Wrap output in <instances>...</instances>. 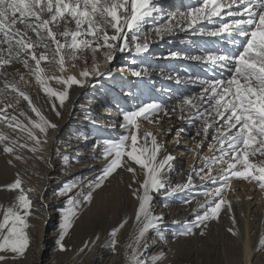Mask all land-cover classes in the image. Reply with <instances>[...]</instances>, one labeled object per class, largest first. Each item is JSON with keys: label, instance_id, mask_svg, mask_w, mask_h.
<instances>
[{"label": "snow or ice", "instance_id": "snow-or-ice-1", "mask_svg": "<svg viewBox=\"0 0 264 264\" xmlns=\"http://www.w3.org/2000/svg\"><path fill=\"white\" fill-rule=\"evenodd\" d=\"M161 11L162 8L153 0H0V96L15 94L18 100L22 98L27 101L32 112L39 117V121L28 118L31 127L23 125L16 116L9 118L7 109L14 106L6 103L5 99H0V104L3 105L0 115L7 120V127L26 132L27 139L32 141L31 146L21 144L18 139H11L0 131V145L6 154L14 155L17 145L33 153H42L49 128L57 127L32 105L30 96L19 87L21 82L28 83L24 74L19 70L8 71L15 64L26 69L45 93L58 99L59 107L62 108L68 99L69 89L73 85L83 86L85 81L78 79L76 75L65 77L55 75V72L64 73L67 70L66 58L73 62L82 60L87 63V57L83 55L85 50L92 53L96 66L92 73L85 69L79 76L87 78L93 74L101 75L96 64L98 52L103 53L105 63H110L117 51L122 52L132 47L138 54L145 53L149 48V32L162 39L177 26H186L195 32L197 28L194 26L198 21H213L215 18H219L217 26L210 31L201 27L199 32L213 37L224 35L226 43L235 49H204V54L192 57L213 68L226 69V78H189L190 83L200 85L199 93L179 97L172 108L153 101L139 105L133 111H122L124 123L121 127L128 129L129 134L103 141L102 159L105 163L90 185L92 190L83 196V201L90 203L93 191L100 188L118 168H126L132 174V183L128 187L132 189L131 194L137 201L134 215L136 230L130 242L125 245L126 264H157L164 258V253L160 252L152 256L150 261L141 259L145 235L156 227V222L160 219L152 211L153 194L163 192L165 196H169L192 187L193 172L200 181L210 182L214 187L203 193L207 198L199 205L204 209L203 213H198L195 221L187 224L181 235L194 234V229L202 225L206 227L207 221L218 218L222 206L231 211V202L225 199V192L231 190L232 179L257 181L259 188L264 191V0H198V6L170 16L145 32L146 19ZM170 55L176 57L180 53ZM42 62L51 67H42ZM71 67H75V63ZM128 71L133 76L140 77L146 75L148 69L132 68ZM111 73L112 69H108L107 74ZM17 75L19 80L15 78ZM50 79L62 84L63 90L57 91L46 86ZM175 79L182 82L179 77ZM52 111L58 117L61 115L55 103L52 104ZM161 113L168 117L175 115L180 120L198 119L200 125L196 135L203 139L197 143L196 148L203 147L210 129L213 130L212 142L208 144L212 155L201 157L197 153V159H202L204 166L199 171L193 167L186 183L171 186L165 173L172 168L170 161L175 158L171 154L159 158L163 144L158 141L157 135L147 130L140 133L138 118L148 120L149 123H159ZM21 115L24 113L21 112ZM168 132L171 133L172 128ZM181 132L182 128L177 129V136ZM140 141L142 143L138 146ZM15 158L21 159L20 156ZM38 158L44 159V156ZM8 163L11 164L12 160ZM135 166L142 170L143 180L137 179ZM133 184L137 187L133 188ZM3 187L17 191L18 194L9 206H0V252H11L13 258L23 257L32 239L28 231L33 227L29 223L33 206L28 195L31 189L26 191L22 187L19 174L14 182ZM72 187L66 186L62 192H69ZM79 203L69 197V207L63 211L57 240L60 251L67 250L63 241L73 227ZM127 222L128 218H125L109 233L108 246L114 252L119 244L117 233ZM233 223L235 224L234 217ZM228 231L233 235L237 234L232 228ZM95 242L91 241L92 244ZM259 246L264 248V235L259 239ZM5 258L0 255V261Z\"/></svg>", "mask_w": 264, "mask_h": 264}, {"label": "bare ground", "instance_id": "bare-ground-1", "mask_svg": "<svg viewBox=\"0 0 264 264\" xmlns=\"http://www.w3.org/2000/svg\"><path fill=\"white\" fill-rule=\"evenodd\" d=\"M153 2L158 3L162 11L159 14L154 13L153 17L146 19L145 32H149L150 29L158 26L162 20H166L170 16L187 12L190 7L198 6V0H153ZM218 19L198 21V24L194 26L197 28L195 32L186 26L184 28L177 26L162 39L149 32L147 52L138 54L134 51V47L122 52L117 51L110 63H105L103 53L98 52L96 54V64L99 72L102 73L101 75L93 74L87 78L79 76V73L85 69L92 73L93 68L96 66L92 60V53L88 50L83 53L87 57V63L82 60L73 62L66 58L67 70L64 73L56 71L55 75H64L65 77L76 75L78 79L85 82L83 86L73 85L69 89L68 99L62 108L59 107L58 99L45 93L43 88L36 83L35 78L20 64L8 68L9 72L19 70L20 73L24 74L28 83L21 82L19 87L30 96L32 105L43 116L57 125L55 129L49 128L47 143L43 144L42 153H33L27 148L22 149L17 145L14 155L6 154L3 151V146L0 145V164L7 165L5 167L11 172L14 179L19 174L22 187L26 191L31 189V191H28V195L33 202L32 208L44 209L48 203L45 194L51 178L58 171L57 162L60 160L58 154L61 150L66 149L63 144L65 135L72 140V148L78 151V159L85 162L83 165L92 162L91 171L98 176L105 163L102 159L103 141L105 139H117L120 136L129 134L128 129L121 127V124L124 123L122 111H133L137 106L153 101L172 108L176 105L179 97L199 93L200 85L190 83L189 78L203 80L224 79L227 77L226 69L213 68L205 62L192 59V57L204 54V49L218 48L235 51L231 45L226 43V36L213 37L199 32L201 27L207 31L212 30L217 26L216 21ZM170 53H180V55L172 57ZM72 63H75V67H71ZM42 67L50 68L51 65L42 62ZM132 68H147L148 72L146 75L137 77L128 71ZM108 69H112L111 75L107 74ZM175 77H179L182 82H177ZM15 78L19 80V75ZM46 86L57 91L63 90V85L55 79L48 80ZM0 99H5L6 103L14 106L7 109L9 118L16 116L21 124L29 127L31 125L28 118L39 121V117L32 112L28 102L22 98L18 100L15 94H5L0 96ZM53 103L57 105L58 110L61 112L59 117L52 111ZM2 107L3 105L0 104V108ZM21 112L24 115H21ZM159 115V123H149L148 120L138 118L140 133L147 130L157 135L158 141L163 144V151L160 153L159 158H162L165 154H171L175 158L170 161L172 168L165 173L171 182V186L186 183L188 174L192 172L193 167L199 171L204 166L203 160L197 159V153L201 157L212 155L209 152L208 144L212 142L211 133L213 130L210 129V134L208 139L204 141L203 147L196 148L197 143L203 139L202 136L196 135L200 125L198 119L194 118L189 121L180 120L175 115L171 117L164 116L162 113ZM169 128H172L171 133L168 132ZM181 128L183 132L177 136V129ZM0 131L11 139H18L21 144L32 145V141L27 139L26 132L14 131L7 127V120L3 118V115H0ZM88 131H91V133H88ZM36 132L41 135L38 130ZM88 136L95 137L93 139L92 137L88 138ZM140 143L142 141L138 142V146ZM81 144L84 145L83 150L88 152L86 155L80 153ZM41 155L44 156V159L38 158ZM16 156H20L21 159H16ZM9 160H12L11 164L8 163ZM65 161L63 162L65 163ZM129 163L133 162L129 161ZM83 165L78 164L77 166L76 164L77 167L74 166V169H72L73 167L70 169L68 166L67 169H63V166L61 168L65 172L72 173V171H77ZM135 167L137 168V179L143 180L142 170L139 166ZM165 168L167 169V166ZM192 175L194 183L192 187L179 192V194L182 192L183 195H179L178 191L169 196H165L163 192L153 194L152 211L154 213L155 210H158L157 216L160 219L156 222V227L150 229L145 235L146 239L149 233H156L152 246L148 251L149 258L151 255L154 256L160 253L162 249L160 247L164 244L167 245L168 242L164 240L166 232L163 231L168 228L166 226L163 229L162 226L171 224L176 228L174 232L172 231L175 240H173L172 245L168 246L172 249L164 252L162 261L167 262V264L176 262L179 264L182 262L187 264H264V248L259 246V239L261 235H264V191L259 188L258 182L232 179L231 190L225 192V199L231 202V211L226 206H222L218 218L207 221L206 227L202 225L200 228H195L193 235H181L180 233L185 230V226L195 221L198 213H203L204 209L199 207L207 199L203 193L214 187L210 182L200 181L195 172ZM130 183H132V174L126 168H118L100 188L93 191V198L90 203L81 201L83 197H76L77 195H75L77 199L74 196L72 199L78 201L79 198L81 203L85 202V209L88 213H92L91 210L97 211L99 208L105 209V212L108 211L106 212L105 221L111 224L119 217H130L136 211L137 201L131 194L132 189L128 187ZM90 185L86 181L78 188L83 189L82 193L86 191V195L92 190ZM135 187L137 185L133 184V188ZM59 189L60 187L57 188L55 194H52L53 197H57ZM68 200L66 203L57 202L58 205L54 210L57 211V217L61 214L60 207L64 204L65 208L69 207ZM157 201L161 203L162 207L155 206ZM185 201H190V203H185ZM77 210L79 211L80 207L77 206ZM33 215H38V210ZM233 217L235 218V224L233 223ZM43 220L39 234V244H33L34 248H31L28 252L29 256L24 260H18L19 263L15 264H89L97 257L102 235L97 240L96 245L93 244V247L87 248L88 252L86 250L82 252L77 251L78 248L72 246L74 239L67 234L64 238L67 250L60 251L57 247L60 232L58 234L57 231L48 234L53 224L46 223L44 218ZM131 227L132 219L128 218V222L117 234L118 250L123 240L125 242V237L128 234L130 235ZM229 228H232L237 234L230 233ZM202 230L203 234H201ZM49 245L53 246V253L52 256L47 257ZM109 252L110 249L106 247L98 252L99 264L109 262ZM121 254L117 252L113 258L111 257L109 264H120ZM106 257L108 258L106 259ZM10 261L11 259L5 260L3 264H8Z\"/></svg>", "mask_w": 264, "mask_h": 264}, {"label": "rangeland", "instance_id": "rangeland-1", "mask_svg": "<svg viewBox=\"0 0 264 264\" xmlns=\"http://www.w3.org/2000/svg\"><path fill=\"white\" fill-rule=\"evenodd\" d=\"M124 74H126V73L124 72ZM79 125L80 124L78 123V126ZM89 132L91 133V131H88V133ZM91 137L94 139L95 136H88V138H91ZM71 141L72 140H70L67 135L64 136L63 144H64V147L66 149L62 148L63 150H61L60 153L58 154V157H60V160H58V162H57L58 171L51 178L47 192L45 194L46 202L48 200L46 207H44V209L38 208V207L31 209L32 215L29 217V223H30V225H33V227H30L28 229V231H29V233H31L32 239H31L30 247L26 251L25 256L13 258V254L11 252H0V255H3L6 257L3 261L0 262L1 264H3L5 262V260H8V259L9 260L11 259V261L8 264L19 263V261L21 259L24 260L26 257L29 256L28 252L30 251V249L34 248L35 243H37V245L39 244V234H40V229L43 225V221H44L43 218L46 220V223L53 224V227L50 228V230L48 231V234H51V233L56 232V231L58 234L60 232L59 225L62 221L63 211L66 209L65 204H64V206L60 207V213L61 214L58 215V217H57L56 216L57 211H54V210L56 209V206L58 205V203H66V201L69 199V197L72 198L73 196L75 197V195H77L76 197H80V198L83 197L85 195L86 191L82 193L83 189H80L78 187L83 183L85 184L86 181L89 182L90 184L93 181H95L97 175H95L91 171L92 167H93V165L91 164L92 162H90L87 165H83V164H85V162L83 160L78 159V151H76L74 148H72L73 146H71ZM92 141H94V140H92ZM83 146L84 145L81 144L80 153L86 155L88 152L83 150ZM64 159L67 160V164H66V162L65 163L63 162V161H65ZM60 161H62L63 163H61ZM76 164H77V166H78V164L83 165V167H80L79 169H77V171H72V173L71 172H65V170H63V169H67L66 168L67 166L70 167V169H71V167H73L72 169H74V166H75V168L77 167ZM5 166H7V165L6 164H0V206H3V207H7L11 203H13L15 201V197L18 194L17 191L7 190L6 188L3 187L5 185H8V184L15 181V179L11 175V172ZM64 172H65V174L62 175V173H64ZM93 175H94V177H92ZM62 176H64V177H62ZM67 184H68V186L69 185L73 186L71 188V191L66 192V193L62 192L61 190H63L67 186ZM58 187H60V189H59L60 191L58 192L59 194L57 195V197L56 196L53 197L52 194H55L57 192ZM95 190H97V189H95ZM179 192L180 191H178V194H179ZM81 195H83V196H81ZM179 195H183L182 192ZM81 201H83V200L81 199ZM78 202H80L79 198H78ZM156 205L158 207H162L161 203L158 201L155 203V206ZM78 207H80V210L79 211L77 210L78 214L74 218L73 227L68 232V234L74 239L72 246L74 248H78L77 251H80V249L83 248L84 250H86V252H88L87 248L88 247L91 248L94 245H96L97 244V239H96L97 236H99V238H100V236L102 235V242L99 244V247L102 249H100L98 247L97 255H96L98 257V259L96 257L89 264H99L100 258L98 256V252L103 250V248H105V247L107 249H110V252L108 255V257H110V258L111 257L113 258L114 255L117 254V252L122 253L121 254L122 259L120 260V264L121 263L126 264L125 245L130 242L129 240L132 239V237L130 238V236L136 230L134 220H133L135 212L133 214H131L130 217H128L129 219H132V227L130 230V235L128 234L129 236L127 235L125 237V242L123 240L120 249L118 250L119 246H117V249L114 252L112 250V248L110 246H108V242L110 240L109 239L110 238L109 233L111 232V230L113 228H117L121 224V222L125 220V218L119 217L118 218L119 220L117 219V220H115V222L108 224L105 221V217L107 216L106 212H108V211L105 212V209L99 208L97 211L91 210L92 213H88L87 210L85 209L86 208L85 202H82V203L80 202L78 204ZM83 207H84L85 211H84ZM35 210H36V212H35ZM37 210H38V215H33V213H37ZM39 210H40V213H39ZM157 212H158V210H155L154 215L157 216ZM163 216H165V215H163ZM56 219H57V222H56ZM166 226L168 228L167 230L164 229V228H166ZM162 228L164 229L163 232H166V234H164L165 235L164 240L168 242L167 245L164 244L162 247H160V249L162 248L160 252L164 253V252H166V250L170 251L172 249L171 247H168V246L172 245L173 240H175L174 239L175 235L173 232L176 228L174 226H172L171 224H164L162 226ZM194 232H195V229H194ZM155 235H156L155 232L149 233L148 237L145 239L146 242L144 244V247L141 249V253H142L141 259L143 261H150V259L152 257V255H151V257L149 258L148 251L152 246V242L155 238ZM191 235H193V234H191ZM75 238H76V241H75ZM92 239L96 241L94 245L91 243V241H93ZM63 243L65 244V239H64ZM86 243H87V247H85ZM89 245H91V246H89ZM65 246H66V244H65ZM66 248H67V246H66ZM168 248H170V249H168ZM47 252H48L47 257L52 256V253H53V246L52 245H49V248H47ZM57 252H59V251H57ZM108 257H106V259ZM110 258H108L109 262L107 261L108 262L107 264L110 263ZM163 262H164V264H167V262L162 261V260L158 261L157 264H163ZM176 263H174V264H176ZM177 264H179V263H177ZM180 264H187V263L182 262ZM188 264H190V263H188Z\"/></svg>", "mask_w": 264, "mask_h": 264}]
</instances>
